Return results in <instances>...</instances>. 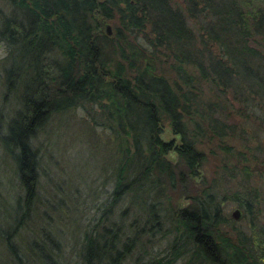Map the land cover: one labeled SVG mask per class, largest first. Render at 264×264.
<instances>
[{
    "label": "trees",
    "instance_id": "obj_1",
    "mask_svg": "<svg viewBox=\"0 0 264 264\" xmlns=\"http://www.w3.org/2000/svg\"><path fill=\"white\" fill-rule=\"evenodd\" d=\"M9 2L11 13H0V42L7 48L0 95L3 104L18 107L7 114L0 142L19 180L9 233L19 236L37 210V133L55 114L98 107L111 143L114 187L99 220L84 232L80 264H124L137 249L164 241L170 264H264V240L223 229L227 223L233 230L235 222L224 219L209 186L196 185L204 179L207 143L225 169L232 159H247L224 142L246 132L228 120L257 108L234 88L264 100V0ZM255 33L262 35L258 47L249 44ZM216 47L227 57H218ZM230 93L243 105L235 107ZM43 244L40 251L30 245L27 255L59 264L53 245ZM15 245L7 240L16 263L29 264ZM143 263L164 264L157 256ZM0 264H6L1 255Z\"/></svg>",
    "mask_w": 264,
    "mask_h": 264
},
{
    "label": "rangeland",
    "instance_id": "obj_2",
    "mask_svg": "<svg viewBox=\"0 0 264 264\" xmlns=\"http://www.w3.org/2000/svg\"><path fill=\"white\" fill-rule=\"evenodd\" d=\"M175 1L186 4V0ZM0 13H11L9 0H0ZM108 25L112 30L110 36L115 35V24L107 23L106 29ZM254 36L249 44L258 47V40H261L262 35L255 33ZM6 49L0 42V69L7 56ZM216 52L220 54L218 57H227L220 48L216 47ZM117 58L113 55L114 61ZM234 90L241 99L245 98L242 93L250 96L257 106L255 113L250 110L246 116L238 114L234 119L228 120L231 124L235 120L236 127L246 129V132L239 134L238 139L227 138L224 143L233 146L236 151H242L247 159L240 163L232 159L229 169H225L222 155L211 154L213 146L207 143L203 146L208 153V159L202 168L204 179H196V185L199 188L209 186L224 219L235 222H230L233 230L227 223L222 226L223 229L229 230L232 235H235L233 231H239L251 242H254V237L261 241L264 240V100L251 89L236 86ZM229 95L233 100L234 95ZM233 101L235 107L243 105L238 100ZM249 103L252 104V101ZM15 104L11 101L3 104L0 95V133L4 130V121L8 120L7 114L13 113L18 107ZM97 109L99 108L80 107L55 114L37 133L34 146L42 159L37 210L29 217V222L21 228L17 237L9 233L8 223L12 203L19 189V180L14 160L6 154L0 142V255L6 264H17L7 246V240L17 245L16 249L21 256L29 258V264H42L39 258L34 259L27 253H32L30 245L39 251L48 246L43 244L44 240L53 245L57 252V255L53 253L54 258L59 260L57 263L61 264L63 260L66 262L63 264H80V245L84 232L88 228L92 229L99 220L114 187L108 164L109 156H112L111 143ZM167 137L172 138L169 133ZM216 143L219 144V140ZM170 158L175 160L176 155L171 154ZM234 165L237 169L232 173ZM49 200L54 203V207L47 208ZM189 202L182 199L179 203L183 205ZM120 208L117 209L116 218H119V213L125 207ZM237 208L242 212L240 220H235L232 216ZM54 240L60 242L59 247L54 244ZM152 250L154 253L150 254ZM170 254L167 241H164L154 248L147 246L145 249H137L124 264H144L152 256L160 257L164 264H170ZM172 264L180 263L174 261Z\"/></svg>",
    "mask_w": 264,
    "mask_h": 264
},
{
    "label": "water",
    "instance_id": "obj_3",
    "mask_svg": "<svg viewBox=\"0 0 264 264\" xmlns=\"http://www.w3.org/2000/svg\"><path fill=\"white\" fill-rule=\"evenodd\" d=\"M107 32L108 34H111L112 33V30H111V27L108 25L107 26ZM232 216L235 220H240L241 217H242V212H241V209L237 208L233 211L232 213Z\"/></svg>",
    "mask_w": 264,
    "mask_h": 264
}]
</instances>
